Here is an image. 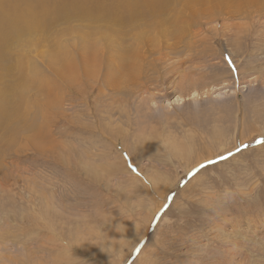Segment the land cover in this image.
Masks as SVG:
<instances>
[{
    "label": "rangeland",
    "instance_id": "374dc122",
    "mask_svg": "<svg viewBox=\"0 0 264 264\" xmlns=\"http://www.w3.org/2000/svg\"><path fill=\"white\" fill-rule=\"evenodd\" d=\"M207 3L145 32L131 78L102 44L45 119L0 127V264H264V0Z\"/></svg>",
    "mask_w": 264,
    "mask_h": 264
},
{
    "label": "bare ground",
    "instance_id": "6f19581e",
    "mask_svg": "<svg viewBox=\"0 0 264 264\" xmlns=\"http://www.w3.org/2000/svg\"><path fill=\"white\" fill-rule=\"evenodd\" d=\"M225 1L1 0L0 127L6 129L7 133H16V130L25 133L28 128L20 127H31L33 124L29 121L38 115L41 116L40 120L45 119L48 111L57 106L59 101L56 91L79 84L83 77L96 75L100 45L109 43L105 44L109 48V63L117 62L116 69L109 66L105 76L109 78V83L116 75L131 78L139 69L138 56L143 51L139 47L145 45L143 41H148V38L144 40L147 36L145 32L157 30V35L162 33L165 37L176 34L177 30L185 29L183 16H186L184 13L187 9L207 2L221 5ZM180 5L185 8L178 9ZM211 10L209 12H213V8ZM191 12L193 16L199 13L195 10ZM69 34L74 35V38L62 39L63 35ZM46 45L49 49L42 55L49 65L50 75L34 65L35 62L27 53L30 47L43 51L41 48ZM39 130L40 134L35 135L37 139L34 143L44 135ZM7 139L11 141V138Z\"/></svg>",
    "mask_w": 264,
    "mask_h": 264
},
{
    "label": "snow or ice",
    "instance_id": "6c2138e0",
    "mask_svg": "<svg viewBox=\"0 0 264 264\" xmlns=\"http://www.w3.org/2000/svg\"><path fill=\"white\" fill-rule=\"evenodd\" d=\"M226 59L228 60V62L231 64V58L230 57H226ZM234 67V65H233ZM260 143L264 144V141H260Z\"/></svg>",
    "mask_w": 264,
    "mask_h": 264
},
{
    "label": "crops",
    "instance_id": "0c3cea01",
    "mask_svg": "<svg viewBox=\"0 0 264 264\" xmlns=\"http://www.w3.org/2000/svg\"><path fill=\"white\" fill-rule=\"evenodd\" d=\"M37 134H40V133H37ZM36 135V134H35ZM34 139L36 140L37 138H35V136H34Z\"/></svg>",
    "mask_w": 264,
    "mask_h": 264
}]
</instances>
